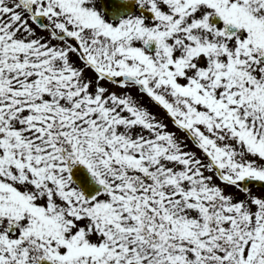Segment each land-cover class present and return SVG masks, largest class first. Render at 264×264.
I'll return each mask as SVG.
<instances>
[{"label":"snow or ice","instance_id":"snow-or-ice-1","mask_svg":"<svg viewBox=\"0 0 264 264\" xmlns=\"http://www.w3.org/2000/svg\"><path fill=\"white\" fill-rule=\"evenodd\" d=\"M0 264H264V0H0Z\"/></svg>","mask_w":264,"mask_h":264}]
</instances>
